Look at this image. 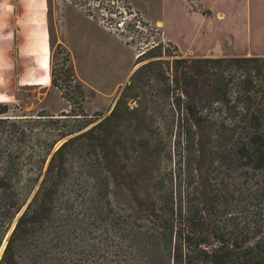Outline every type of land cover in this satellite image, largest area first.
Here are the masks:
<instances>
[{
	"label": "rangeland",
	"instance_id": "rangeland-1",
	"mask_svg": "<svg viewBox=\"0 0 264 264\" xmlns=\"http://www.w3.org/2000/svg\"><path fill=\"white\" fill-rule=\"evenodd\" d=\"M46 3L49 37L18 27L22 53L0 60V264L44 181L54 189L14 235L11 264H143L127 239L158 172L178 160L176 120L190 119L176 108L216 98L200 59L264 58V0ZM71 137L65 163L48 171Z\"/></svg>",
	"mask_w": 264,
	"mask_h": 264
},
{
	"label": "trees",
	"instance_id": "trees-1",
	"mask_svg": "<svg viewBox=\"0 0 264 264\" xmlns=\"http://www.w3.org/2000/svg\"><path fill=\"white\" fill-rule=\"evenodd\" d=\"M200 61L207 76L218 79L212 93L216 98L209 97L207 108L189 103L176 108L190 119L176 120L178 160L172 169L158 172L153 189L142 198V224L127 240L140 251L143 264H264V58ZM143 67L132 75L127 88L134 86ZM120 103L121 98L111 114ZM211 112L222 120L210 118ZM4 119L9 118L0 117ZM74 139L58 146L48 171L65 163V148ZM54 186L42 182L34 198L39 204L32 208L29 203L18 217L2 264H11L7 254L14 235Z\"/></svg>",
	"mask_w": 264,
	"mask_h": 264
},
{
	"label": "crops",
	"instance_id": "crops-1",
	"mask_svg": "<svg viewBox=\"0 0 264 264\" xmlns=\"http://www.w3.org/2000/svg\"><path fill=\"white\" fill-rule=\"evenodd\" d=\"M47 21L46 0H0V60L12 59L16 45L22 53L27 40L16 35L18 27L29 28L30 33L38 25L48 38Z\"/></svg>",
	"mask_w": 264,
	"mask_h": 264
},
{
	"label": "bare ground",
	"instance_id": "bare-ground-1",
	"mask_svg": "<svg viewBox=\"0 0 264 264\" xmlns=\"http://www.w3.org/2000/svg\"><path fill=\"white\" fill-rule=\"evenodd\" d=\"M44 60L46 61L45 58H44ZM42 67L46 69V68H47V64H44V63H43V64H42Z\"/></svg>",
	"mask_w": 264,
	"mask_h": 264
},
{
	"label": "built area",
	"instance_id": "built-area-1",
	"mask_svg": "<svg viewBox=\"0 0 264 264\" xmlns=\"http://www.w3.org/2000/svg\"><path fill=\"white\" fill-rule=\"evenodd\" d=\"M135 15H137V13H135L134 16H135ZM137 26L140 27L139 25H137ZM140 55H142V54H140ZM140 55H139V56H140Z\"/></svg>",
	"mask_w": 264,
	"mask_h": 264
}]
</instances>
